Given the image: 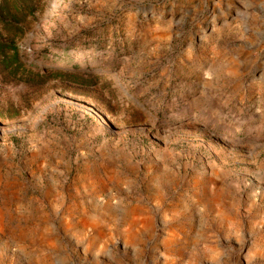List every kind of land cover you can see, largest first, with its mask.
<instances>
[{
	"label": "rangeland",
	"instance_id": "374dc122",
	"mask_svg": "<svg viewBox=\"0 0 264 264\" xmlns=\"http://www.w3.org/2000/svg\"><path fill=\"white\" fill-rule=\"evenodd\" d=\"M0 264H264V0H0Z\"/></svg>",
	"mask_w": 264,
	"mask_h": 264
}]
</instances>
